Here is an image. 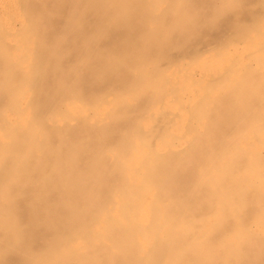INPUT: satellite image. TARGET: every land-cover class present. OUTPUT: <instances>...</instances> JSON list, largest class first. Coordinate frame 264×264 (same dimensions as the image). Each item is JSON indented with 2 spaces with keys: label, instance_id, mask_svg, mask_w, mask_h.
<instances>
[{
  "label": "clouds",
  "instance_id": "clouds-1",
  "mask_svg": "<svg viewBox=\"0 0 264 264\" xmlns=\"http://www.w3.org/2000/svg\"><path fill=\"white\" fill-rule=\"evenodd\" d=\"M60 2L70 7L48 45V67L67 94L77 93L90 71L103 78L122 68L131 77L128 100L155 92L170 48L215 34L228 20L227 47L241 35L264 40V0L250 19L243 18L245 0ZM141 6L148 18L140 47L101 49ZM89 14L97 23L85 33ZM52 15L45 9L31 17L30 50ZM77 35L81 52L66 65ZM16 63L0 66V89L9 92L14 114L0 127V264L12 255L21 264H99L90 212L110 161L82 141L58 134L52 142L46 122L24 110L40 68L30 54L21 84L12 79ZM217 88L215 96L227 101L226 129L206 122L177 155L151 148L140 154L136 206L103 217L108 264H264V70L228 75Z\"/></svg>",
  "mask_w": 264,
  "mask_h": 264
},
{
  "label": "bare ground",
  "instance_id": "bare-ground-1",
  "mask_svg": "<svg viewBox=\"0 0 264 264\" xmlns=\"http://www.w3.org/2000/svg\"><path fill=\"white\" fill-rule=\"evenodd\" d=\"M258 3L259 0H245L244 19L259 14L261 9L253 8ZM69 7L60 0H0V66L15 60L12 79L23 84L31 54L40 73L30 83L31 96L24 110L30 109L46 122L53 143L58 142V134L82 141L110 161L90 212L99 233L94 245L96 259L99 264H108L103 217L114 212L123 215L136 206L142 151L151 148L177 155L206 122L215 124L218 131L226 129L230 123L227 101L215 96L217 86L228 75L264 70V40L241 35L233 41L234 46L227 47L224 37L231 24L228 20L215 34H206L194 43L181 42L178 51L170 48V54L160 58L164 83L155 92L128 100L131 77L122 68L103 78L90 71L83 77L81 89L67 94L58 87L56 76L48 67V45L63 30ZM45 9L53 15L45 19L41 40L30 50V19ZM147 18L146 7L137 8L126 23L109 32L100 48L120 52L140 47ZM96 23V17L89 14L83 32L92 31ZM222 45L223 50H218ZM68 48L66 65L81 52L79 35L70 40ZM13 119L10 94L0 89V127ZM4 264L21 261L12 255Z\"/></svg>",
  "mask_w": 264,
  "mask_h": 264
}]
</instances>
